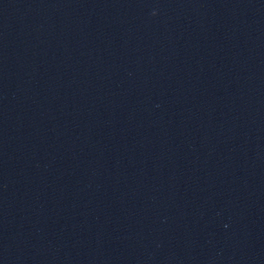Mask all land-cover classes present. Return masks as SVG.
I'll use <instances>...</instances> for the list:
<instances>
[{
	"label": "water",
	"instance_id": "1",
	"mask_svg": "<svg viewBox=\"0 0 264 264\" xmlns=\"http://www.w3.org/2000/svg\"><path fill=\"white\" fill-rule=\"evenodd\" d=\"M0 264H264V0H0Z\"/></svg>",
	"mask_w": 264,
	"mask_h": 264
}]
</instances>
